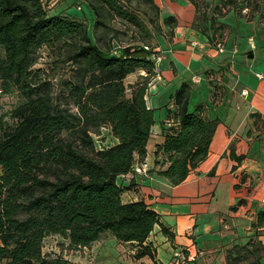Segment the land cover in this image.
<instances>
[{"label":"trees","instance_id":"obj_1","mask_svg":"<svg viewBox=\"0 0 264 264\" xmlns=\"http://www.w3.org/2000/svg\"><path fill=\"white\" fill-rule=\"evenodd\" d=\"M47 1L0 0V90H15L21 97L0 116V262L84 264L44 252L45 238L58 235L68 248L83 249L107 233L129 244L134 258L154 259L149 240L154 227L169 240L174 233L143 199L124 202L122 193L134 183L122 185L117 179L137 159L143 161L155 121L145 95L157 73L152 40L164 32L160 8L154 0H57L49 9ZM255 1L264 9V0ZM76 7L94 15V36ZM164 21L173 22L172 33L176 18ZM115 23L124 33L131 31L128 40L119 38ZM226 25L210 20L211 32L203 34L214 45L224 38ZM43 47L55 65L68 68L57 87L54 64L49 71L34 68ZM140 70L145 74L128 85L126 95L125 78ZM221 94L215 89L213 101ZM189 96L190 83L184 81L171 97L164 139L155 151V164L167 163L157 174L173 185L207 157L218 124L203 113L204 105L190 110ZM104 126L117 142L97 149L92 134ZM232 155L238 161L244 156ZM251 226L264 232V209ZM179 251V263L192 264L185 250ZM263 251L264 242L250 238L233 245L224 264H261Z\"/></svg>","mask_w":264,"mask_h":264},{"label":"crops","instance_id":"obj_2","mask_svg":"<svg viewBox=\"0 0 264 264\" xmlns=\"http://www.w3.org/2000/svg\"><path fill=\"white\" fill-rule=\"evenodd\" d=\"M175 3L187 7L189 16L179 18L181 12L172 15L177 25L171 43L166 44L158 37L152 42L159 57L155 59V69L161 80L152 78L146 91V103L154 110L155 121L146 155L143 161H135L144 162L148 171L144 175L131 170L117 179L122 185L134 183L122 193V200L143 199L160 214L174 238L167 239L156 225L149 237L156 250L154 259L129 257L128 264H180L174 256L177 249H184L192 264H224L233 245H244L250 238L255 243L264 242V232L251 226L258 211L264 209V64L257 67L250 61L254 50H259L260 61L264 63V33L259 36L257 33L259 28L264 31V25L234 15L244 19L254 32L243 37L237 31L232 36L233 27L219 19L227 24L225 52L219 53L205 34L196 31L195 7L184 0ZM244 44L247 51L240 54ZM144 74V70L137 71L125 81L131 84ZM184 81L190 83L189 109L204 105L203 113L217 118L218 124L207 157L185 181L173 185L157 174L167 163L156 165L155 151L164 139L162 126L167 121V109L173 108L171 97ZM215 89L222 94L214 102ZM242 89H247L246 96L240 94ZM111 136V144L116 143L117 138ZM232 154L244 156L238 161ZM178 237L182 243L177 242ZM126 244L107 233L90 247H84L79 259H69L102 264L113 257L110 248L115 247L118 253ZM116 264L120 263L116 261Z\"/></svg>","mask_w":264,"mask_h":264},{"label":"rangeland","instance_id":"obj_3","mask_svg":"<svg viewBox=\"0 0 264 264\" xmlns=\"http://www.w3.org/2000/svg\"><path fill=\"white\" fill-rule=\"evenodd\" d=\"M57 0H48L47 1V7L49 9L55 8ZM175 1L178 0H155L154 2L158 3L160 7V20L163 23L162 28L164 32L155 33L154 40L158 37L161 40H163L166 44L171 43L172 37H173V31L172 33L169 32L170 26L173 24V22H166L164 21V18L168 17L169 15H176V12H181V15L179 18H187L189 16L188 8L185 6L179 7ZM59 2V1H58ZM185 3H189L191 6H194L196 4L195 8V18L193 20V24L195 26L196 31L200 33H205L211 30L210 28V20L213 22L215 21V24L219 22V19H223V21L227 22L233 27L232 36L233 33H236L238 31V35H242L243 37L247 35H253L252 33L254 30L251 28V26L245 21V20H256L260 25H264V9L262 4L256 5L255 0H236L235 3H227L226 0H194L195 4L191 0H184ZM156 3V4H157ZM143 8V5H141ZM232 7H234L232 9ZM242 7V9H240ZM235 9V10H234ZM75 13L85 17L87 20L88 25V31L90 36H94L93 33V19L94 15L92 12L83 7H76ZM52 12V11H51ZM162 12V13H161ZM239 12V13H238ZM242 17L244 19L240 20L237 16ZM223 15V16H222ZM235 15V16H234ZM177 16V15H176ZM177 25V21H176ZM175 25V26H176ZM117 29H119L120 35L119 38L122 41L128 40L131 35V31H128L126 33L123 32V26L120 24H114ZM174 26V27H175ZM173 27V29H174ZM264 28V26H263ZM258 28H256L257 30ZM225 33V28L223 29ZM122 32L124 34H122ZM209 32V33H210ZM258 36L260 34H263V29L259 28L258 30ZM220 34V32H217L216 35ZM257 40V39H256ZM153 41V40H152ZM244 41V40H243ZM114 45L117 46L115 41H113ZM259 49H261V45L257 41ZM247 51L246 45L244 44L239 51L240 54L245 53ZM255 55L254 58H251V64L255 63V66L261 67L264 63L261 62L260 57V51L254 50ZM54 57L49 53L47 48L43 47L39 51V57L37 62L34 65V68H44L48 71L54 64ZM56 69H54L57 72V75L55 78H53V83L57 87L61 77H65V75H68V68H62L63 64L61 62H58L56 65L54 64ZM125 84L129 85L127 80L125 81ZM247 90V89H242ZM241 90V91H242ZM240 91V94H241ZM130 89L129 87L126 89V95H129ZM248 94V91H247ZM246 94V95H247ZM242 95V94H241ZM245 95V96H246ZM21 101V97L18 95V93L13 90L9 92L1 91L0 90V116L8 113L15 105H17ZM7 118L8 116H4ZM160 125L158 122L157 125ZM95 147L97 149L103 148L107 145H110L112 143V136L109 129V126H104L100 129L99 133H93L92 134ZM178 243H182V241H179L180 238H177ZM180 250V249H177ZM44 252H52V253H59L67 258L72 257L74 259H79L81 255H83L82 249H70L67 247V241L63 239L61 236L58 235H50L47 236L44 240V246H43ZM132 249L129 247V244L124 245V247L120 250L115 249V247H112L109 249V252L112 254V258L105 259L102 264H116V261H118L120 264H128L129 257H133V252H131ZM91 255V254H90ZM92 256V255H91ZM123 257V258H122ZM88 259L91 260V257H88ZM262 264H264V253L262 254ZM0 264H4L3 261L0 262ZM96 264H100V262H96ZM166 264V263H165Z\"/></svg>","mask_w":264,"mask_h":264},{"label":"built area","instance_id":"obj_4","mask_svg":"<svg viewBox=\"0 0 264 264\" xmlns=\"http://www.w3.org/2000/svg\"><path fill=\"white\" fill-rule=\"evenodd\" d=\"M214 46H215V49H216L219 53H223V52H225L224 38H223V37H219V38H217L216 41H215ZM145 48H146L147 50L150 49V47H148V46H145ZM153 57H154L155 59H158V58H159V57H158V54H156V53L153 54ZM153 79L161 80V76L159 75L158 72L154 75ZM241 94H242L243 96H245V95L247 94V90H242V91H241ZM132 170L135 171L136 173H141V174H144V175H146V174H147V171H148V169H147V167H146V164H145L144 162L135 163V164L132 166ZM263 200H264V197H263ZM174 256L177 257V259H179V258L182 259V257H180V256H181V253H180L179 250H176V251L174 252ZM180 263H181V262H180Z\"/></svg>","mask_w":264,"mask_h":264},{"label":"water","instance_id":"obj_5","mask_svg":"<svg viewBox=\"0 0 264 264\" xmlns=\"http://www.w3.org/2000/svg\"><path fill=\"white\" fill-rule=\"evenodd\" d=\"M252 56V54L250 53V57Z\"/></svg>","mask_w":264,"mask_h":264}]
</instances>
